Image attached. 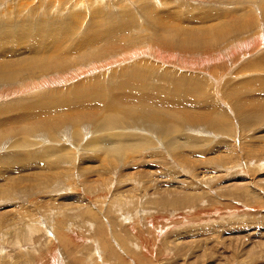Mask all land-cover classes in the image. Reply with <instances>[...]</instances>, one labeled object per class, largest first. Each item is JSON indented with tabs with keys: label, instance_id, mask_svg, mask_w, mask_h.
Here are the masks:
<instances>
[{
	"label": "rangeland",
	"instance_id": "obj_1",
	"mask_svg": "<svg viewBox=\"0 0 264 264\" xmlns=\"http://www.w3.org/2000/svg\"><path fill=\"white\" fill-rule=\"evenodd\" d=\"M62 1L0 0V22L6 21L3 25L15 21L21 23L33 15L31 9H38L37 15L40 17L42 12H39L45 5H52L50 8L48 6L50 11L56 6L53 12L56 13V22L66 25V29L71 31V36L56 41L59 46L56 47L54 64H57L58 60L63 62L72 52L71 57L67 58L71 59L68 60L69 65H74L77 60L83 58L89 59L88 63L80 68L70 69L66 64H62L55 70L56 67L51 65L52 71H37L35 75L26 76V81L15 78L8 83L0 82V110L3 106L9 107V104L18 105L22 98L29 96L28 93L41 86L39 82L46 80L44 88L45 93L49 95L45 101L48 104L55 102L50 104L56 106L54 119L57 121L59 117L79 114L84 112L83 108H75L74 105L70 106L68 111L61 109L68 108L66 104L73 102L76 97L83 100L87 93L93 90L98 89L99 96L109 90L103 89L109 84L107 81L100 88V82L90 78H96L108 71L110 63L120 62L123 60L121 58L128 54L137 56L146 53L165 57V61L169 57L167 62L190 68L183 71L184 73L175 70L177 73L180 71V76H199L206 85H210L207 88L208 93H201L203 96L198 94V100L208 101L212 97L217 99L216 84L206 73H225L230 76L232 74L234 77H229L231 79H226L223 85L221 84L219 94L221 93L220 97L229 103L228 94L231 88L235 85L234 89L241 86V96H234L230 101L234 106L240 103V107L245 110L247 125H243L235 116L236 119L231 117L229 122L230 126L232 124L231 128L228 131L223 129L220 133L216 132V135L211 129H208L211 134L193 131L192 128L177 130L173 121L163 122L164 127L158 134L144 128L125 130L130 127L125 124L114 128H111V124L104 129L96 127L86 134L84 130L90 127L83 123L80 126H84V130L78 129V133H69L68 139L63 133L61 137H48L40 131L47 140L44 144H41L42 139H37L35 134L30 135L31 137L24 133L17 135L11 144L23 145L20 150V146L9 144L12 136L8 128H17L28 122H22L19 116L14 115L15 117L6 123L8 125H3L4 128L0 126V129L3 128L0 132L5 134L1 140L7 142L6 145L2 143L0 147V157H11L15 150L34 153L48 148L57 153L59 151L57 156L69 158L70 155L73 156L72 152L67 150L71 144L76 148L73 149V152H77L76 162L81 164H76L74 169L71 168V163H62L64 167L60 166L58 172L62 169V175L72 173L75 179L56 180V191L53 194L41 191L37 195H31L30 191L23 193L16 190L17 199L2 201L3 198H0V216L4 219L3 227H0V264H264V153L261 151L262 147L264 148V5L260 4L261 0H230L237 3V7L227 6L222 0H88L86 3L83 0L81 6L75 10L70 9V4H65L67 0ZM95 9L99 12L97 21L103 20L102 27L107 29L115 27L118 22L135 19L133 24H119L129 26L130 38L122 41V35L119 32L117 34L120 28L118 26L111 30L107 39L93 42L92 38L97 29H89L92 16H97ZM114 10L116 15L123 14V19L114 18L113 22L109 21L112 23H106V18ZM181 12L187 14L185 19ZM246 17H250L248 21L252 20L250 22L253 26L250 29L256 31L239 30L246 27L242 22ZM189 18L191 21H187ZM197 18H201L203 23L197 22ZM160 22L164 25L160 26ZM232 23L234 26L229 31L234 30V33L222 39L221 45H213L211 42L212 47L196 50L190 47L182 49L181 45L175 43L176 39L191 41L200 36L202 40H209L211 38L204 37H212L216 31L226 29L225 24ZM203 24L213 27L215 32L208 34L207 29L200 30L206 28ZM167 25L174 27L167 29ZM183 25L193 29L185 26L186 32H183L180 30ZM189 31L191 34L187 33ZM160 33V39H157L159 42H149ZM56 35L61 36L60 32H56ZM172 37L175 39L172 40ZM146 40L149 42L148 46H145ZM195 42L193 41L192 45H195ZM160 57L156 58L161 59ZM43 58L47 63L48 56ZM157 61L163 63L159 68L174 72V66ZM40 65L44 64L40 62ZM44 74L46 78H43ZM81 81L91 84L82 85ZM177 82L175 79L174 83ZM150 83L154 84L151 81ZM83 86L91 88L85 89ZM157 86L167 88L164 82H159ZM113 90L112 88L111 92ZM75 91L83 95L77 96L79 93ZM53 93L55 96H51ZM178 101L174 100V103ZM195 105L204 108L201 114L208 115L210 110L204 105ZM183 110L184 113L192 111L196 114L195 110L187 105ZM15 118L18 119V126L16 121H13ZM250 120L251 124L248 123ZM61 121L63 123V120ZM32 122L35 123L34 120ZM65 122L70 127V122ZM197 129L204 127L199 126ZM113 132H137L152 138L153 142L144 150L137 151L136 154L139 153L140 157L138 162L133 161L130 153L122 152L118 155L117 162H114L109 153L88 149L89 140L96 136L106 137ZM190 136L200 137V143L191 144L187 138ZM158 137L161 140L157 139ZM64 149L66 150L63 151ZM21 154L19 155L22 156ZM89 154L93 155L88 156ZM174 155L185 158L186 162L177 161ZM165 156L170 160H165ZM228 157L230 160H227ZM101 158L105 164L107 161L112 162L111 167L109 162L108 166H104ZM0 163L1 167H5L4 159L0 160ZM83 168L88 172L86 178L81 177L80 180L79 174H82L80 171ZM105 168H109L113 173H106L108 170ZM18 172L15 176L23 174ZM3 182L0 181L1 186ZM25 218H28L27 221L38 223L39 228L35 231L31 230L26 222L17 223ZM104 245H109L115 254L111 255V250L106 249ZM115 246L125 252L122 250L121 254L122 251H116ZM98 251H102V254Z\"/></svg>",
	"mask_w": 264,
	"mask_h": 264
},
{
	"label": "bare ground",
	"instance_id": "obj_2",
	"mask_svg": "<svg viewBox=\"0 0 264 264\" xmlns=\"http://www.w3.org/2000/svg\"><path fill=\"white\" fill-rule=\"evenodd\" d=\"M82 1L83 0H67L65 4H70L71 5L70 7H72V8H70L68 5L67 6L70 9L75 10V8H77L78 6H81ZM86 1H88V0H84L85 3H86ZM95 1L96 2H103L104 0H95ZM222 1H223V4L225 3L227 6L228 5L235 6V7L238 6L237 3H233L230 0H222ZM260 4L264 5V0H261ZM48 6L50 8V6H52V5H50V4H48L47 6L45 5L43 7V9L39 12V13L42 12L40 17L37 15L38 9H37V11H35L34 9H31L33 15L28 16L21 23H19L18 21H15L14 23L9 24V25H3L4 22L6 23V21L0 22V82L1 83L11 82L15 78H19L22 81H26V78H27L26 76H29L30 74L35 75L37 71H41V70L43 71L44 69L52 71L54 66L56 67L55 70H58L59 66L62 64H66L67 68L70 67V69L71 68L73 69L76 67L80 68V66H85L86 65L85 63H88L89 59L83 58L81 60H77V62L74 65H69L68 60H71V59H67V58L71 57L70 54H73V52L70 50V52H72V53L68 54L69 57H66V59H64L63 62H60L58 60L57 64H54V62H56V52H57L56 47L58 48V46H59V45H56V41L60 40L62 38H65L66 36L70 37L71 35L69 36V34L71 31H68L66 29V25L63 26V24H59L58 22H56V18H57L56 13L55 14L53 13L54 10L56 9V6H54V9L53 10L51 9V11L48 8ZM106 9H108V8H106ZM95 11L97 13V16H95V15L92 16L93 20H92L91 27L89 29V31H93L94 29H97V32L95 31L96 35L92 38L93 42H95V43H97L99 40L100 41L103 40V38L105 40L106 37H109L111 35V32H112L111 30H113V28L114 29L118 28V26H120L119 24H125V23L129 24V23H132L133 21H134L133 23H135V19H131V20L129 19L127 21L118 22V24H116L115 27L112 28V26H111V28L107 29V28L102 27L103 26V23H102L103 20H100L99 22L97 21V18L99 17V12L97 9H95ZM56 12H58V9L56 10ZM70 12H72V10ZM116 14H117V12H116V10H114L108 16V18H106L105 22L106 23H108L109 21L113 22L114 18L118 19L119 17L123 19V17H124L123 14H118V15H116ZM180 14L184 15L183 16L184 19L187 17L186 16L187 14L185 15L182 12ZM12 16H14V15H12ZM112 17H113V19H111ZM11 18H10V20H11ZM177 18L180 19V17H177ZM249 18L250 17L243 18V21H242L243 25H245L248 28L242 27V29L241 28L239 29L240 31H242V32H244V31L248 32L249 30L256 31V29H250V27H252L253 24H252V22H250L252 20L248 21ZM195 20L197 22L203 23L201 18H197ZM187 21H191V19L189 18V20H187ZM112 22H109V24ZM159 24H160V26L164 25L163 22H160ZM170 24H173V23H170ZM125 25L120 26V28L117 30V34L119 32L122 35V38H123V39H121L122 41L130 38L129 37L130 34H128L129 26L128 25L125 26ZM185 26L190 27L188 29H193V27H191V26L183 25L180 27V30H182L183 32H186ZM203 26H205L206 28H201L200 30H206L207 29L208 34L209 33L212 34L213 32H215V29L213 27H209L205 24H203ZM225 26H226V29H220V30L216 31V33H217V34L215 33L216 35L214 34V35H212V37H210V36L204 37L205 39L211 38L209 40H202V38L200 36V38L193 39L191 41L184 40L183 38L176 39L175 43H178L179 45H181L182 49H187L190 47L191 49L194 48L196 50L202 49V48L203 49L210 48V47H212V43H213V45H217V44L221 45L222 39H224L225 37L234 33V30L229 31L230 28L232 26H234L233 23L232 24H225ZM169 27H174V26L167 25L166 28L168 29ZM56 32L58 34L60 32L61 36H57ZM90 33L91 32H89V34ZM187 33L191 34L190 31ZM91 34H93V33H91ZM204 34H206V33H204ZM116 35H115V37H116ZM160 36H161V33L156 34V36H154V38L150 39L151 41H149V42L151 43V42H154V40H157V39L159 40L160 38H158V37H160ZM65 39H67V38H65ZM95 39H96V41H95ZM174 39L175 38L172 37V40H174ZM119 41H120V39H119ZM193 41H196L195 45H192ZM110 42H112V39ZM149 42L147 41L145 46H148ZM95 43L93 44V46L95 45ZM86 45H87V43H86ZM120 47H121V45H120ZM78 49L80 50V48H78ZM46 51H48V53H46ZM127 52H129V51H127ZM46 56H48V58H49L47 63H46L45 58H43ZM151 57H153L154 59H149ZM156 57H160V55L153 56L151 54L145 53L143 55H137V56L135 55L134 56V55L128 54V55L121 58L123 60L120 61V59H119L118 61H120V62L115 61L116 62L115 64L110 63L109 64L110 67L108 66L109 67L108 71H106V72L104 71L103 72L104 74L103 73L99 74L98 76H96V78H94V77L90 78L94 81H99L100 82V88H102L101 85L105 84L107 81L109 84H107L106 87H103V89L104 90L109 89V90L107 92H105L102 96L98 95V92H99L98 89L93 90L92 92L87 93V96L83 99L84 101L81 100L80 98L76 97L73 100V102L66 104V106H68V108L64 107L61 110H67L68 111L69 109H71L70 106L74 105L75 108H79V109L83 108L84 112H79V114L75 113V114L70 115L69 117H59V120H57V121H56V119H54L56 116H53L56 114V106L50 105V104H55V102L48 104L45 101L46 96L48 97L49 94L45 93L46 88H44L45 87L44 83H46L47 81L44 79L45 80L44 82L43 81L39 82L41 84V86H37L35 88L36 91L28 93L27 95H29V96L22 98L20 100V103H18V105L9 104V107H6V108H5V106H3V107L1 106L3 108L2 110H0V126L2 125L1 127H3V125H8L6 123H9L11 121V119H13V117H15L14 115L19 116L21 118L20 120H22V122L25 121V122L30 123V124H28V123L24 122L25 125L21 124L22 126H19L17 128H15L14 126H13L14 128L13 127L8 128L10 130V133H11L10 136H12V138L9 141V144H11L14 137H17V135H20L22 133H24L27 137L30 135L34 136L33 134H35V135H37V139L38 138L42 139L41 140L42 142L40 141L41 144H44V143H46L47 140H46V138L43 137L44 135L43 136L41 135L40 131H43V134L48 135V137H53V136L54 137L55 136L61 137V135L63 133V134H65V138L68 139V138H70L68 136L69 133H73V132L78 133V129H80V131H81V129L84 130L83 129L84 126H80L83 123H86L90 127V128H86L84 130V131H86V134L90 133L92 129L93 130L96 129V127H102L104 129V128L108 127L109 124H111L110 125L111 128L125 124L127 126L128 125L130 126L128 128H125V130L126 129H135V128H138V129L144 128V129H147L148 131L152 132L153 134H158L163 129V127H164L163 122H165V121H168V123H169V121H173L175 123V127L177 130H181V128H192L193 131L197 130L198 132H201V133L205 132V133L211 134L212 132L208 130V129H211L213 131V133L215 134L216 132L220 133L223 129L228 131V129L231 128V126H232V124H231V126L229 124V122H231V120H232L231 117L235 118V116H236V118L238 117L241 120L243 125H247V118H246L247 114H246L245 110L240 107V103H238L237 106H234L232 104V102L230 101V100H233L234 96H238V97L241 96V94H240L241 86H240V88L238 86L236 89H234L236 87V85H235L231 88V92H230V94H228V96L230 98L229 103L226 100H224L222 96L220 97L221 93L219 94V92H221V91H219L221 84L223 82H225L226 79H231L229 77H234L232 74H231V76H230V74H225V73L222 75L219 74L220 76L214 74L217 76L216 77L213 74L206 73L207 75L210 76V78L212 80H214V82L216 84V91L218 89V93L215 96L217 99L212 97V99H210L208 101L198 100L196 98L198 96V94L203 96L201 93H204V94L208 93L209 91L207 88L210 85H206V83L204 82V80H202V78L200 80L199 76H196L194 78V77L188 76V75L187 76L181 75L182 76L181 77L180 71L183 72V71H186L190 68H184L182 66L175 64L174 62H171V63L167 62V61H169V57H167L168 60H166V61H165V59H166L165 57H163V58L160 57L161 59H158ZM155 59L160 60V61H164L166 64H169V66L170 65L174 66V68H173L174 72L169 71V70H165L163 68H159L161 65H163V63L159 62ZM60 60H62V59H60ZM40 62L44 65H40ZM51 65H53V68H51ZM172 66L170 67L171 69H172ZM104 67L106 68V65ZM93 70L94 69H92L91 71L93 72ZM149 70H151V71H149ZM175 70H180V71H179V73H177V72H175ZM60 72H62V71H60ZM63 72H65V71L63 70ZM143 72L144 73L146 72V74H143ZM82 73H84V72H82ZM95 73H96V71H95ZM227 73H229V71H227ZM44 75L45 76H43V78H46V74H44ZM89 75H91V74L89 73ZM87 77L88 76H86V78ZM113 78H114V81H112ZM175 79L178 81L177 83H174ZM115 80H117V81H115ZM84 81H81L82 85L91 84L88 81L87 82H84ZM150 81L153 82L154 84H151ZM35 82H37V81H34V83ZM99 82L97 83L98 85H99ZM159 82H164L167 85V88L158 87L157 84ZM252 82H254V80H252ZM49 84H50V82H49ZM208 84H211V83H208ZM249 84H251V83H249ZM82 88L88 89V88H91V86H83ZM112 88L114 89L113 92H111ZM76 90H78V89H76ZM216 91H215V93H216ZM81 92H83V91H81ZM75 93H79V91H75ZM171 94H174V96H172ZM52 95L55 96V93L51 94V96ZM80 95H83V94L79 93L77 96H80ZM238 97H237V99H238ZM253 98H255V97H253ZM174 100H179V101H178V103L177 102L174 103ZM256 100H257V98H256ZM220 101H222V102H220ZM196 103L198 105H204L206 109H209L210 111H208V115L201 114L204 108L203 107H197L195 105ZM186 105L189 106L191 109H194L195 110L194 112H196V114L193 113L192 111H190L189 113H184L185 110H183V107H185ZM255 108H253V109H255ZM61 113L62 112H60V114ZM114 114H116L117 116H113ZM17 118H15L16 120L14 119L13 121H16L17 126H18L19 122H17V120H18ZM32 120L35 121L34 124H33ZM61 120H63V123ZM65 121L70 122V127L66 124ZM196 121H198V122L193 123ZM248 123L251 124L252 121L250 120V121H248ZM136 126H138V127H136ZM199 126H203L204 129H197ZM3 128H1V129H3ZM5 131H6V129H5ZM67 132H68V134H67ZM4 135L2 132H0V147H1L2 143H5V145L7 144V142L1 140L2 138H4ZM97 137H99V136H96L95 138H97ZM95 138L91 141L89 140L88 145H87L88 149L97 150L99 152L104 151V153H109L111 156L110 159L114 162H117L118 155L122 154V152H125V154L130 153L131 156L133 157L132 159L134 162L140 161V157L138 156L139 153L136 154L137 151L144 150L146 146H151L152 142H153L152 138H150L146 135H143V134H139L137 132L136 133L113 132L112 134H109L106 137H101V138H97V139H95ZM187 138H188V141H191V144H193V145L199 144L200 143L199 141L201 140L200 137H196V136H192V137L190 136ZM157 139L161 140V138H159V137ZM15 144H16V146H20L19 147L20 150L22 149L23 145L17 144V143H15ZM15 144H11V145H15ZM70 145L71 144L68 145L67 150H69V152L71 151L73 156L70 155L69 158H67V156H64V157L61 155L57 156L59 151L57 153L55 150L52 151V150H49L48 148L46 150L36 151L34 153L33 152L32 153H26L28 151H23V153H22V152H19L20 150L19 151L15 150L13 155L11 154V157H7L5 155L4 156L2 155L0 157V160L4 159V161H6V164H4L5 167L0 166V181H4L2 186L0 185V198H3L2 201L3 200L17 199L16 190H18V191L20 190V192H23V193L26 191L27 192L30 191L29 194H31V195H37L41 191L46 192L47 194H53L56 191V185H55L56 180H62L61 178L75 179L74 178L75 176L72 173H70V174L63 173V175H62L61 174L62 169L60 170V172H58L59 169L61 168L60 166L64 167V165L62 164L64 162L65 163H68V162L71 163V165H72L71 168H74L76 166V164H81L80 162L79 163L76 162L77 152H75V151L73 152V149L76 150V148L75 147L73 148L72 145L71 146ZM108 147H110L109 150H108ZM49 148H51V147H49ZM65 150L66 149H64L63 151H65ZM261 151H263V153H264L263 147H262ZM19 154H21L22 156H20ZM91 155H93V154H91ZM91 155L89 154L88 156H91ZM174 158L177 161L179 160V162H181V163L186 162L185 158H183V157H178V156L174 155ZM164 159L165 160L167 159L168 161L170 160L168 158V156H165ZM227 160H230V157H228ZM100 161L104 166H108V162L110 163L109 167H111V165H112V162H110V161H107V164H105L104 163L105 161H103V158H101ZM118 161L122 162L121 159H118ZM185 167H187V164ZM71 168H69V169H71ZM18 169H20L19 172H18ZM69 169H68V171H69ZM108 169H106V170H108ZM16 172L23 173V174H21L20 176L19 175L15 176ZM80 172L82 174H79V179L81 177L86 178V175L88 172L87 169L83 168L82 171H80ZM110 172L113 173V171H111V170H108L106 173H110ZM60 174H61V176H60ZM25 195H26V193H25ZM174 201H176V200H174ZM89 206H91V205H89ZM86 207H85V209H86ZM54 211H53V213H54ZM72 211H74V210H72ZM86 211L88 212V210H86ZM95 212H97V211H95ZM55 213H56V211H55ZM0 217H2V216H0ZM14 217L16 218V216H14ZM27 219L28 218H25L24 220L17 222V223L26 222L31 230L36 231V229L39 228V226H37L38 223H35V222L33 223L31 220L27 221ZM3 224H4V219L2 217V218H0V227L1 228L3 227ZM116 236H118V235H116ZM92 237H90V238H92ZM120 241H123V240H120ZM118 244H120V243H118ZM104 246L106 249L109 248V250H111L110 251L112 253L111 255L115 254V251L112 248H110L109 245H104ZM115 247H116L115 249L117 251L118 250L117 246H115ZM119 249H120V246H119ZM122 250L123 249H121V251ZM118 251L121 252L120 250H118ZM123 251L121 254H123ZM142 251H144V250H142ZM101 252L99 253V251H98L99 254H102ZM116 255H118V254H116ZM165 255H167V254H165ZM103 257H105V256H103ZM79 260H81V259H78V261ZM90 261H91V259H90ZM128 261H129V259H128Z\"/></svg>",
	"mask_w": 264,
	"mask_h": 264
}]
</instances>
